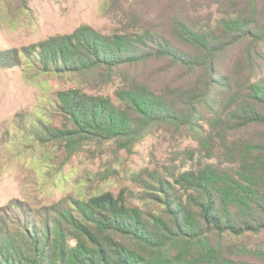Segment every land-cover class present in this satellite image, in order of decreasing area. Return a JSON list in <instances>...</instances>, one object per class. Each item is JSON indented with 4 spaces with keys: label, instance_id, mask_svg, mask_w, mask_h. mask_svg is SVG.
Instances as JSON below:
<instances>
[{
    "label": "trees",
    "instance_id": "trees-1",
    "mask_svg": "<svg viewBox=\"0 0 264 264\" xmlns=\"http://www.w3.org/2000/svg\"><path fill=\"white\" fill-rule=\"evenodd\" d=\"M125 3L123 32L82 26L15 53L29 70L120 80L115 98L58 91L48 102L61 126L44 113L36 143L71 156L91 142L130 148L165 127L210 157L219 140L229 166L140 176L136 204L123 192L68 200L42 230L3 245L0 264H264V0ZM214 5L207 23L189 15Z\"/></svg>",
    "mask_w": 264,
    "mask_h": 264
},
{
    "label": "rangeland",
    "instance_id": "rangeland-1",
    "mask_svg": "<svg viewBox=\"0 0 264 264\" xmlns=\"http://www.w3.org/2000/svg\"><path fill=\"white\" fill-rule=\"evenodd\" d=\"M125 1L0 0V249L8 241L20 244L34 226L42 230L68 200L123 192L136 204L134 197L142 191L140 176L167 175L202 163L229 166L231 158L219 140L210 157L194 138L165 127L154 129L130 148L91 142L71 156L59 144L36 143V121L44 113L52 125L61 126L48 102L58 91L82 88L115 98L120 80L105 85L78 75L29 70L24 57L20 66L14 65L15 53L70 35L82 26L103 35L123 32L126 27L121 21L131 9ZM188 12L202 23L219 15L217 5L190 6ZM158 15L162 18L159 13L148 18L153 21ZM45 106L49 109L42 112Z\"/></svg>",
    "mask_w": 264,
    "mask_h": 264
}]
</instances>
